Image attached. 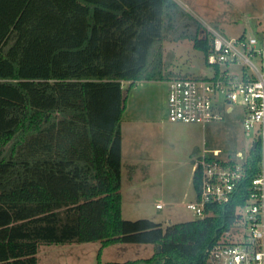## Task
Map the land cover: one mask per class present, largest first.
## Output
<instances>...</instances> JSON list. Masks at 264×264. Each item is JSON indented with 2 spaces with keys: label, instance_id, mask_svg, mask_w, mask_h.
Returning <instances> with one entry per match:
<instances>
[{
  "label": "trees",
  "instance_id": "16d2710c",
  "mask_svg": "<svg viewBox=\"0 0 264 264\" xmlns=\"http://www.w3.org/2000/svg\"><path fill=\"white\" fill-rule=\"evenodd\" d=\"M162 40L205 58L211 47L173 0H0V264L86 243L152 246L148 258L106 264H205L232 228L241 198L177 224L122 218L123 87L189 78L164 71ZM259 161L257 147L245 183ZM193 188L197 200L196 176Z\"/></svg>",
  "mask_w": 264,
  "mask_h": 264
},
{
  "label": "built area",
  "instance_id": "2783aa9c",
  "mask_svg": "<svg viewBox=\"0 0 264 264\" xmlns=\"http://www.w3.org/2000/svg\"><path fill=\"white\" fill-rule=\"evenodd\" d=\"M199 23L210 41L205 62L212 73L203 79L167 82L168 120L204 127L221 122L226 112L239 106L243 111V134L252 136V141L247 150L225 158L219 149L203 146L192 160L193 176L199 181L197 200L185 208L195 219H202L209 204L225 205L243 199L235 210L232 228L206 250L205 264H264V39H230L208 24ZM215 66L221 68L217 77ZM234 67H239L238 73L231 71ZM257 147L258 171L245 183V163Z\"/></svg>",
  "mask_w": 264,
  "mask_h": 264
},
{
  "label": "rangeland",
  "instance_id": "374dc122",
  "mask_svg": "<svg viewBox=\"0 0 264 264\" xmlns=\"http://www.w3.org/2000/svg\"><path fill=\"white\" fill-rule=\"evenodd\" d=\"M186 6L194 18L201 23L208 24L215 30L221 31L224 36L235 39L244 36L263 37L264 32V0H178ZM174 60L173 71L177 75L197 78L201 71L207 77L211 76L212 69L205 62L204 54L193 49L189 41H180L172 46ZM170 52V51H169ZM170 52V53H172ZM169 58L171 56L168 55ZM170 60V59H169ZM167 64V63H166ZM231 71L239 72V67L231 68ZM234 111L229 119L220 124L212 125L207 129L206 136L212 137V147L219 149L247 150L251 137L243 134L241 126V108L233 106ZM227 117V116H226ZM169 127V126H168ZM210 134V135H209ZM167 136L171 146L165 150L166 156L159 157L151 164L154 167L162 160L156 176L150 181L156 182L157 187L143 188L131 197L137 200L123 204L122 218L129 221L140 219L151 220L162 225L177 224L195 220L194 216L186 210V205L191 200L192 191L187 187L185 179L178 182L170 178L176 171L174 160H184L185 147L193 139V135L181 128L168 129ZM188 138L189 141H185ZM180 141L183 142L180 145ZM221 141V143H220ZM168 155V156H167ZM190 165L188 164V168ZM166 174L161 178V174ZM162 180L163 186H159ZM160 204L163 209L156 210L155 205ZM152 254V246L148 244H120L112 245L100 250L99 243L72 244L64 246H42L37 255L38 264H106L124 263L132 260L145 259Z\"/></svg>",
  "mask_w": 264,
  "mask_h": 264
},
{
  "label": "crops",
  "instance_id": "0c3cea01",
  "mask_svg": "<svg viewBox=\"0 0 264 264\" xmlns=\"http://www.w3.org/2000/svg\"><path fill=\"white\" fill-rule=\"evenodd\" d=\"M173 1L191 15L185 5L180 3L178 0ZM192 17L194 18V15H192ZM179 42L162 40L160 44L162 62L165 64V67H167L164 71L169 73V76L178 74L173 71L172 60H174V56L172 52V46H176V43ZM168 55L171 56V58H169ZM179 76L182 75L179 74ZM200 76L207 77L203 71H201ZM168 81V79L157 81H141L135 83L131 88H128L127 86L123 87L126 93L125 108L120 120L121 213L125 201L127 203L137 201L135 199H130L132 196L136 195L139 190L147 188L145 186L150 187V184H152L154 188L158 186L156 182L150 183V181L155 178L156 171L159 165L164 163V160L160 161L154 167L155 173L152 172L151 164H153V161L159 157L164 158L167 154L165 150L171 146V143L169 142L170 138L167 136L168 129L181 128L183 130H187L193 135L191 142L188 138L185 139L186 142L189 141L188 145L185 147V159L180 161L174 160L172 162V164L175 165V169L178 173L174 175L176 171H173L172 175L170 176L171 179L178 182L179 187L181 180L185 179L187 187L192 191V198L189 202L196 200V194L193 188V158L200 152L203 146L206 147L207 150L219 149L212 147L213 144L211 139L213 138L206 136L207 129L212 127V125L220 124L219 122H213L202 127L199 125L171 123L168 120ZM233 111L234 108L232 112H226L221 122H223L225 119H229L230 117L228 116L231 115ZM241 118H243L242 108ZM182 144L183 142L180 141V145ZM219 150L221 151L220 155L222 158L228 157L240 151V149ZM188 164L190 165L189 168ZM160 176L161 178H165L166 174L162 173ZM163 185L164 184L161 180L159 186L161 187ZM157 205L160 204L157 203L155 208ZM161 209H163L162 205L160 209L156 208V210Z\"/></svg>",
  "mask_w": 264,
  "mask_h": 264
}]
</instances>
